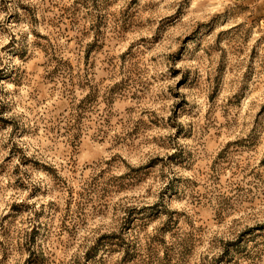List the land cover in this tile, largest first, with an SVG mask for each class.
<instances>
[{
    "label": "rangeland",
    "instance_id": "374dc122",
    "mask_svg": "<svg viewBox=\"0 0 264 264\" xmlns=\"http://www.w3.org/2000/svg\"><path fill=\"white\" fill-rule=\"evenodd\" d=\"M0 264H264V0H0Z\"/></svg>",
    "mask_w": 264,
    "mask_h": 264
}]
</instances>
